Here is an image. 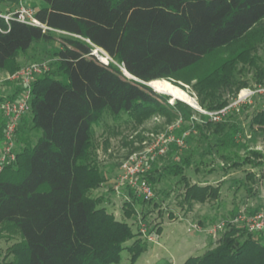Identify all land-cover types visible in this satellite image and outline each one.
<instances>
[{
	"label": "trees",
	"instance_id": "obj_1",
	"mask_svg": "<svg viewBox=\"0 0 264 264\" xmlns=\"http://www.w3.org/2000/svg\"><path fill=\"white\" fill-rule=\"evenodd\" d=\"M33 6L45 27L14 18L7 22L0 15L2 70H19L18 57L34 43H58L54 68L33 84L31 118L24 125L38 137L16 148L17 161L0 170V226L21 233L15 245L19 264H118L121 253L132 250L131 239L138 248L134 262L146 244L137 243L131 225L116 219L100 197L86 195L105 181L88 163L93 127L106 111L132 120L172 115L169 107L190 120L189 107L178 99L171 107V97L147 83L182 77L225 48L231 52L216 56L193 84L202 108L225 107V87H248L238 77L245 71L241 64H252L257 82L264 83V68L250 54L263 41L256 32L264 29V0H39ZM95 48L112 61L101 62ZM4 100L0 97V104ZM252 125L264 128V109ZM233 130L219 139L221 145L236 144L237 127ZM185 165H190L187 157L169 173L182 174ZM195 188L190 185L188 193ZM132 204L125 202V213L134 212ZM239 230L232 227L216 248L182 264H264V234L240 240Z\"/></svg>",
	"mask_w": 264,
	"mask_h": 264
},
{
	"label": "rangeland",
	"instance_id": "obj_2",
	"mask_svg": "<svg viewBox=\"0 0 264 264\" xmlns=\"http://www.w3.org/2000/svg\"><path fill=\"white\" fill-rule=\"evenodd\" d=\"M37 2L39 0H5L0 6V15L15 11L20 4L34 8L33 5ZM256 34H261L263 41L250 54L258 57V65L264 68V29L257 31ZM57 49V42L34 43L26 53L18 57L19 69L33 62H46L51 69L54 68L56 61L54 53ZM95 49H98L99 56L106 58L108 62L112 61L102 49ZM231 49L225 48L204 60L193 71L172 81L168 80L196 99L198 107L178 99L192 112L190 120L182 118L177 109L169 107L167 109L172 115L160 114L132 120H128L126 115L121 119H115L106 111L102 121L93 127L88 163L98 168L105 181L87 190L86 195L100 197L101 205L112 212L116 219L127 221L131 225L133 232L136 233L137 243H144L147 246L133 262V251H137L138 248L133 239L129 240L128 244L132 245V250H124L118 264H182L191 256H200L205 251L216 248L219 240L232 227L240 229L238 232L240 240H244L249 234L252 236L264 234L250 232L245 223L235 222L243 212L254 214L253 210H264V174L261 170L264 167V128L252 125L253 116L264 109L262 99L252 96L251 103L247 99L233 105L244 88L234 87L227 91L225 87L222 99L228 101L227 105L232 107L228 112L222 113L220 119H214L205 113L212 111L200 106L193 87L196 78L210 66L214 58L218 55H227ZM99 60L106 62L104 59ZM251 65H239L245 67V71L238 74V77L249 82L246 88H254L261 84L257 82V71ZM11 73L13 72L9 74ZM124 73L126 74L125 70ZM126 76L132 78L127 74ZM6 77V74L1 75L0 71V97L3 99L9 97L5 92L11 80ZM174 103L175 100L169 99L171 107ZM30 117V113L25 116L27 120ZM3 120L5 121L4 118ZM195 123L202 125L203 129H197ZM235 126L238 130L234 133L236 144L221 145L219 139L226 134L228 137ZM38 134L37 130L20 125L17 151L22 149L26 142L34 143ZM162 134L185 139L182 146L171 143L167 153L150 158L147 165L148 178L149 180L151 176L158 178L156 183L150 181L155 197L147 203L128 185H124L118 194L115 185L121 173L122 161L133 153L144 151ZM186 157L190 165L183 167L182 174L169 173L172 165L180 164L181 159ZM236 161L241 164H236ZM224 175H227L225 182L221 181ZM208 181L212 182V185H207ZM190 185L196 187L193 193H188ZM201 185L212 187L211 193L208 194V190L202 192L198 188ZM193 197L197 200L203 198L204 200H200L203 205L195 206ZM125 202L133 203V213H125ZM204 210L208 211V219L201 218ZM219 222L225 223V229L216 234H210L207 230H194L191 227V224L199 223L207 229ZM141 228L146 230V235L140 231ZM152 234L155 242L148 239ZM22 239L18 230L9 229L6 225L0 226V264H19L15 245Z\"/></svg>",
	"mask_w": 264,
	"mask_h": 264
},
{
	"label": "built area",
	"instance_id": "obj_3",
	"mask_svg": "<svg viewBox=\"0 0 264 264\" xmlns=\"http://www.w3.org/2000/svg\"><path fill=\"white\" fill-rule=\"evenodd\" d=\"M2 16L7 22L14 18L27 24L44 26L35 17V9L24 4H20L15 11ZM93 54L98 59L103 60V57L98 55V49L93 50ZM102 62L105 64L109 63L107 60L106 62ZM50 69L51 67L46 62H33L6 77L8 80L20 82L22 85V91L18 99L6 98L2 104L5 128L3 133V147L0 151V170L4 165L12 164L17 161L16 146L18 140V128L23 118L31 111L30 101L33 84L39 76L49 72ZM252 96H257L262 99L264 105V83L258 84L254 88L242 89L237 101L233 105L246 101L247 99L251 103L252 101L250 98ZM231 107L232 105H227V107L218 111L205 113L214 119H220L221 114L228 112ZM184 139V137H167L165 134H162L144 151L133 153L127 159L122 161L121 173L117 179L115 191L120 194L124 185H128L139 193V196H142L147 203L151 202L155 197V191L147 175V165L150 158L157 154L167 153L169 150L168 146L171 143H177L179 146H182L184 144ZM235 222L245 223L250 232L264 233V210L258 211L254 214L243 212L238 216ZM191 227L194 230H207L210 234H216L225 229V223L219 222L207 229L202 227L199 223L191 224ZM140 231L146 235V230L144 228H141ZM148 239L155 242L153 234L148 236Z\"/></svg>",
	"mask_w": 264,
	"mask_h": 264
},
{
	"label": "crops",
	"instance_id": "obj_4",
	"mask_svg": "<svg viewBox=\"0 0 264 264\" xmlns=\"http://www.w3.org/2000/svg\"><path fill=\"white\" fill-rule=\"evenodd\" d=\"M0 71H1V75H5L6 74V76H8L9 73H10V72L2 70V69H0ZM21 91H22L21 83L18 82V81L11 80L10 83L8 84V86L6 87L5 94H7L9 97L13 96V97H15V99H18L20 97V95H21ZM0 110H1L0 111V117H1L0 118V151H1L2 147H3V133H4V126H3V122H4L3 118H4V116L2 115L3 108H2L1 104H0ZM26 120L27 119L24 117L20 125L24 126L25 123H26ZM226 180H227V175H224V177L221 179V181L225 182ZM206 184L207 185H212V182L208 181V182H206ZM201 186H203V185H201ZM193 202L195 203V206H197V207H199L200 205L201 206L203 205V203L201 201H199V200H193ZM201 218H207V219L209 218L207 210H204L202 212Z\"/></svg>",
	"mask_w": 264,
	"mask_h": 264
},
{
	"label": "bare ground",
	"instance_id": "obj_5",
	"mask_svg": "<svg viewBox=\"0 0 264 264\" xmlns=\"http://www.w3.org/2000/svg\"><path fill=\"white\" fill-rule=\"evenodd\" d=\"M103 59L106 61V58L103 57ZM125 72L127 75L131 76L126 70ZM151 85L155 91L170 95L172 100L180 99L188 104L198 107L196 99L190 93L166 79L154 80L151 82Z\"/></svg>",
	"mask_w": 264,
	"mask_h": 264
},
{
	"label": "water",
	"instance_id": "obj_6",
	"mask_svg": "<svg viewBox=\"0 0 264 264\" xmlns=\"http://www.w3.org/2000/svg\"><path fill=\"white\" fill-rule=\"evenodd\" d=\"M102 51H104V50H102ZM105 52V51H104ZM133 77V76H132ZM134 78V77H133ZM136 79V78H135ZM149 86H151L152 87V85H151V82H148L147 83ZM153 88V87H152ZM155 90V89H154Z\"/></svg>",
	"mask_w": 264,
	"mask_h": 264
}]
</instances>
